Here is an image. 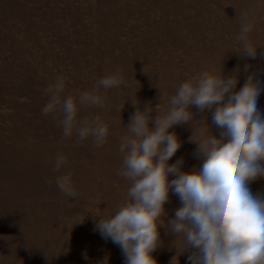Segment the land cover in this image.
I'll return each mask as SVG.
<instances>
[{"label":"rangeland","instance_id":"obj_1","mask_svg":"<svg viewBox=\"0 0 264 264\" xmlns=\"http://www.w3.org/2000/svg\"><path fill=\"white\" fill-rule=\"evenodd\" d=\"M245 18L248 31L239 39ZM239 49L249 52L248 64L236 78ZM257 55H264V0H0V264H124L120 247L96 225L129 201L130 182L118 171L132 113L148 103L166 110L178 86L203 71L233 77L226 100L240 82L258 78L264 113ZM112 73L120 87H95ZM58 77L62 99L93 90L103 98V106H78L77 113L78 125L99 117L108 126L103 146L75 131L63 137L61 111L42 114L44 90ZM191 110L192 120L170 129L182 143L169 163L182 161L184 171L202 162L194 140L214 132L213 109ZM58 153L66 163L57 171ZM61 175L71 176L77 197L58 190ZM249 187L264 196V178ZM180 206L171 193L165 219ZM159 243L158 264H190L180 252L183 238L166 226Z\"/></svg>","mask_w":264,"mask_h":264},{"label":"clouds","instance_id":"obj_2","mask_svg":"<svg viewBox=\"0 0 264 264\" xmlns=\"http://www.w3.org/2000/svg\"><path fill=\"white\" fill-rule=\"evenodd\" d=\"M247 31L245 18L238 38L243 39ZM248 53L239 49L233 56L236 78L244 75L240 69L247 66ZM259 60L264 55H257ZM232 78L203 71L178 86L164 111L160 104L141 107L133 101L138 107L127 123L128 135L121 138L123 163L118 171L130 182L129 201L111 216L100 217L96 225L103 238L120 247L124 264H158L154 252L162 226L183 238L180 252L190 255V264H264V196L249 187L264 178V113L257 106L261 82L258 78L240 82L226 100ZM122 83L119 73H112L95 87L112 89ZM64 90L63 78L49 84L42 114L61 111L63 137L75 131L80 140L91 136L97 147L103 146L109 128L99 117L91 124L77 121L78 106H103L101 95L93 90L62 99ZM191 106L213 109L214 132L194 140L202 162L199 168L184 171L182 161L169 163L182 143L170 129L192 120ZM65 163V155L58 153L55 170ZM55 182L65 196L77 197L70 175L58 176ZM171 193L181 206L166 220Z\"/></svg>","mask_w":264,"mask_h":264}]
</instances>
